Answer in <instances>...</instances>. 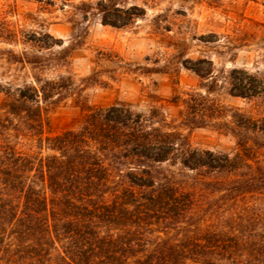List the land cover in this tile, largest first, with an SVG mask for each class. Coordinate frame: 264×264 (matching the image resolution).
Masks as SVG:
<instances>
[{"label":"trees","instance_id":"16d2710c","mask_svg":"<svg viewBox=\"0 0 264 264\" xmlns=\"http://www.w3.org/2000/svg\"><path fill=\"white\" fill-rule=\"evenodd\" d=\"M97 10L126 25L115 1ZM58 46L53 56L0 50L29 76L0 89V264H264V117L209 89L187 94L178 122L158 105L117 103L86 107L78 128L48 135V114L79 102L73 48ZM230 76L231 95L264 94L258 78ZM205 118L235 136L234 154L192 147L186 131Z\"/></svg>","mask_w":264,"mask_h":264},{"label":"rangeland","instance_id":"374dc122","mask_svg":"<svg viewBox=\"0 0 264 264\" xmlns=\"http://www.w3.org/2000/svg\"><path fill=\"white\" fill-rule=\"evenodd\" d=\"M113 1L124 12L119 19L125 26L104 24L97 8L106 0H0V50L43 47L53 56L59 43L73 48L66 70L79 85V102L70 99L48 114V135L78 128L86 107L117 103L139 113L158 105L178 122L187 94L206 95L209 89L210 100L264 117V94H230L233 70L246 81L261 80L264 91V0ZM108 17L118 19L116 13ZM28 77L26 67L0 55V89ZM3 100L0 92V108ZM205 121L186 131L192 147L234 154L235 136L220 119Z\"/></svg>","mask_w":264,"mask_h":264}]
</instances>
